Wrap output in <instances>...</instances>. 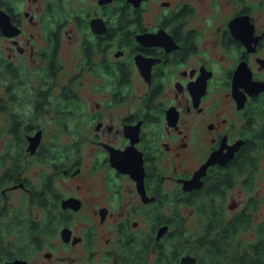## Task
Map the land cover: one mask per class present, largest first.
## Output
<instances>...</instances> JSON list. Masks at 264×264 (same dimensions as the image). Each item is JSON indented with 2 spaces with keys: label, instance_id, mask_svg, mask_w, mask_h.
<instances>
[{
  "label": "flooded vegetation",
  "instance_id": "flooded-vegetation-1",
  "mask_svg": "<svg viewBox=\"0 0 264 264\" xmlns=\"http://www.w3.org/2000/svg\"><path fill=\"white\" fill-rule=\"evenodd\" d=\"M0 14V264H197L199 206L264 220V0Z\"/></svg>",
  "mask_w": 264,
  "mask_h": 264
},
{
  "label": "trees",
  "instance_id": "trees-1",
  "mask_svg": "<svg viewBox=\"0 0 264 264\" xmlns=\"http://www.w3.org/2000/svg\"><path fill=\"white\" fill-rule=\"evenodd\" d=\"M199 207L203 221L202 233L194 239L197 264H264V220L257 224L251 213L226 218L222 208L207 203ZM248 231L254 237L245 241Z\"/></svg>",
  "mask_w": 264,
  "mask_h": 264
},
{
  "label": "water",
  "instance_id": "water-1",
  "mask_svg": "<svg viewBox=\"0 0 264 264\" xmlns=\"http://www.w3.org/2000/svg\"><path fill=\"white\" fill-rule=\"evenodd\" d=\"M1 15V14H0ZM6 20L4 21V24L2 25V29L5 34L13 35L14 34V27H12L11 22L8 19V16H6ZM206 165H203L202 168L197 172V177L191 181L189 185H186V188L191 187H200L201 186V180L200 175L205 172ZM196 257L192 256L191 254H186L182 256V259L180 261V264H194L196 262ZM7 264H14V263H7Z\"/></svg>",
  "mask_w": 264,
  "mask_h": 264
},
{
  "label": "rangeland",
  "instance_id": "rangeland-1",
  "mask_svg": "<svg viewBox=\"0 0 264 264\" xmlns=\"http://www.w3.org/2000/svg\"><path fill=\"white\" fill-rule=\"evenodd\" d=\"M3 118V116L0 114V120ZM263 159V160H262ZM261 160H262V166L264 167V158H262ZM263 169V171H262V173H261V176L262 177H264V168H262ZM236 191H237V189H236ZM235 191V192H236ZM239 195H240V199H236L237 201H241L242 202V200H244L245 198H246V196H247V194H246V192L245 191H242V193H239ZM195 228H196V226H195ZM253 233H251V231H248L247 233H244L243 234V237H242V239H244L245 241H248V240H250V239H253Z\"/></svg>",
  "mask_w": 264,
  "mask_h": 264
}]
</instances>
